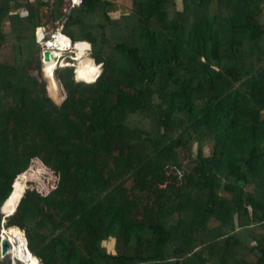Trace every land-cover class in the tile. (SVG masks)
I'll return each instance as SVG.
<instances>
[{"label": "trees", "instance_id": "1", "mask_svg": "<svg viewBox=\"0 0 264 264\" xmlns=\"http://www.w3.org/2000/svg\"><path fill=\"white\" fill-rule=\"evenodd\" d=\"M125 1L112 19L111 0H0V207L20 199L0 229L26 248L3 238L39 264H264V0ZM42 18L90 80L56 69L59 105ZM32 159L56 176L45 194L24 190Z\"/></svg>", "mask_w": 264, "mask_h": 264}, {"label": "rangeland", "instance_id": "2", "mask_svg": "<svg viewBox=\"0 0 264 264\" xmlns=\"http://www.w3.org/2000/svg\"><path fill=\"white\" fill-rule=\"evenodd\" d=\"M111 2L113 3V5L117 6V8H118L117 11L108 13V15L112 19L116 18V17H119V15H121L122 12H124V13L128 12V10H129L128 6L129 5H128L127 1H125V0H111ZM64 8H66V6L62 4L61 11ZM42 12H43V14L46 13V8L45 7L42 9ZM96 20L100 21V22H103V20L99 16L96 17ZM58 23H59V25H61L60 22H58V21H56V22H49L48 21L47 22L45 18H42L40 25H43V26H45V28H48L47 32L50 33L52 31H56V30H54L55 29L54 27L61 28V26L58 27ZM64 52H65L66 56H70L69 58L73 57V50L71 48L69 50L64 51ZM87 54H88L87 56H90L89 55L90 52H87ZM62 56L65 57V55H62ZM12 57H13V52H12L10 46H6L4 49L0 50V61L11 62L12 61ZM38 59H39V54H38ZM60 61H63V62L60 63ZM39 62H40V69H39L40 70V78L42 79V81L44 83V91H45L46 96L48 97V93H47V90H46L47 89V87H46L47 86V80H46V78L44 77V75H43V73L41 71L42 61L40 60ZM55 63H57V61H55ZM89 63H90V61H89ZM97 65L100 67V72H101V70H102L101 65L100 64H97ZM68 66H71L72 68L77 67V66H79V62L78 61L76 62L75 60H68V59L64 58V60H59L58 61L54 71L56 69H58V68H63V67L69 68ZM76 73H77L75 75V79L76 80H81V81H85V82L90 81V80H86L85 78H83L81 72L77 71ZM33 74H35V72H33ZM72 78L74 80V76ZM62 94L63 95L65 94L63 99L59 103H55V104L59 105L66 98L65 97L66 96L65 91L63 92V90H62ZM209 151H210V147L208 145L203 147V153L205 155H207L209 153ZM23 173H24V178H25V188H24V190L29 188V189L36 190L40 194H45L47 191L51 190L54 187L55 182H56V176L53 174V172L50 171L48 168L44 167L37 159H32L30 161L29 167ZM14 231H18V229L17 228H12V229H10V230H8L6 232H2V234H0V236H2V237L3 236H9V234L13 235L12 233ZM19 233H20V238L23 240L22 232H19ZM103 246H105L106 248L111 249L110 242H107V241L103 242ZM106 248H105V250H106ZM106 251L107 252H111L112 250H108L107 249ZM28 255L29 254L26 255V259H24V260L23 259H19V258L14 257V251H13V255L7 254L4 257H1V255H0V259L8 258L10 260V264H17V262H19V261H21L24 264H28V262H29ZM15 259H18L19 261L15 260ZM249 259H251V258H249ZM22 263H20V264H22Z\"/></svg>", "mask_w": 264, "mask_h": 264}, {"label": "bare ground", "instance_id": "3", "mask_svg": "<svg viewBox=\"0 0 264 264\" xmlns=\"http://www.w3.org/2000/svg\"><path fill=\"white\" fill-rule=\"evenodd\" d=\"M38 27H40V26H38ZM43 28H44L43 32L45 33L46 36H49L50 39L49 40H43L41 42V46H42V48L44 50L49 51L52 54L53 57L48 62L42 61L41 71H42L44 77L47 80V86H46L47 89L46 90H47L48 96L55 103H59L63 99L65 94L64 95L62 94V89L60 87V84L57 82V80H56V78L54 76V73H53V71H54V69H55V67H56V65L58 63V62L55 63V61H57V57H61L62 52L66 51V50H69L71 48V46H69V39L66 36L62 35L61 33H58V31H56V32L52 31V32L48 33L47 32L48 28H45V26H43ZM36 34H37V38L40 39V35H42L41 30L38 29L36 31ZM81 58H76L75 56L72 57L73 60H75L76 62L77 61L79 62V65L81 64L80 63L81 62ZM89 61H90V59H89ZM62 62L63 61H60V63H62ZM91 66H92V64H91ZM92 69H93V67H92ZM77 70H78V66L75 67V75L77 74L76 73ZM94 74L95 75H94L93 79L96 76L95 70H94ZM93 79H92V81H93ZM6 231H8V230L3 229L2 232H6ZM18 231L21 232L20 230H18ZM2 232H1V234H2ZM9 246H10V249H9L8 254L9 255H13V247H12L11 244H9ZM28 258H29L28 264H38L36 258L33 257V256H30V253L28 255ZM15 260L19 261L18 259H15ZM19 262L22 263L21 261H19ZM22 264H24V263H22Z\"/></svg>", "mask_w": 264, "mask_h": 264}, {"label": "water", "instance_id": "4", "mask_svg": "<svg viewBox=\"0 0 264 264\" xmlns=\"http://www.w3.org/2000/svg\"><path fill=\"white\" fill-rule=\"evenodd\" d=\"M39 59H40L41 61L48 62V61H50V60L52 59V55H51V53H50L49 51L45 50V51H43V52L39 55ZM57 81H58V80H57ZM58 83L60 84L61 89L64 91L62 84H61L59 81H58ZM65 97H66V96H65ZM11 192H12V186H11V191H10L8 197L10 196ZM8 197H7V198H8ZM7 198H6V199H7ZM5 201H6V200H5ZM5 201H4V202H5ZM18 201H19V200H18ZM18 201H17V203H18ZM4 202H3V204H2L1 207H0V213L3 214L4 216H8V215H10V214L14 211V208L16 207L17 203L15 204V207L13 208L12 211L6 213V212L3 211ZM23 240H24L25 248H26V240H25L24 237H23ZM9 249H10V246H9L8 242L5 240V238H3L2 236H0V255H1V257L6 256V255L8 254V252H9Z\"/></svg>", "mask_w": 264, "mask_h": 264}, {"label": "clouds", "instance_id": "5", "mask_svg": "<svg viewBox=\"0 0 264 264\" xmlns=\"http://www.w3.org/2000/svg\"><path fill=\"white\" fill-rule=\"evenodd\" d=\"M62 4H63V1H62ZM62 12V11H61ZM59 26H61V25H59V23H58V27ZM57 29H59V31H58V33H61V28H57ZM62 34V33H61ZM63 35V34H62ZM65 36V35H64ZM34 39H35V42L37 43V41H36V38H35V34H34ZM50 39V37L49 36H46L45 38H44V40H49ZM69 39V38H68ZM75 43V42H74ZM73 42H71L70 41V39H69V46H71L72 44H74ZM38 45H39V47L41 48V44H39V43H37ZM89 45V44H88ZM90 47V46H89ZM89 50H90V48H89ZM89 50L87 51V52H89ZM45 51V50H44ZM87 52L85 53L86 55H88L87 54ZM42 53V52H41ZM40 53V50H39V55L41 54ZM52 55V54H51ZM62 55H65V57L64 56H62ZM62 55H61V57H57V62L59 61V60H64V58L65 59H68V60H73L72 58H69L70 56H66V54H65V52H62ZM53 57V56H52ZM39 61H40V59H39ZM96 64V63H95ZM70 69H71V71H72V77L74 76V81H76V82H82L81 80H76L75 79V67L74 68H72L71 66H68ZM63 68H66V67H63ZM74 70V71H73ZM53 73H54V71H53ZM74 73V74H73ZM54 76H55V74H54ZM99 76V75H98ZM97 76V77H98ZM96 77V78H97ZM95 78V79H96ZM58 80V79H57ZM59 81V80H58ZM95 81V80H94ZM93 81V82H94ZM85 83V82H84ZM92 83V82H91ZM17 177V176H16ZM16 177L14 178V180L16 179ZM14 180H13V182H14ZM13 182H12V184H13ZM12 186V185H11ZM24 192V191H23ZM20 200V199H19ZM15 209V208H14ZM12 214V213H11ZM10 214V215H11ZM3 215V214H2ZM9 216V215H8ZM3 229L4 228H1L0 229V234H1V232L3 231ZM19 230V229H18ZM22 234H23V232H22ZM23 237H24V235H23ZM38 262V261H37ZM39 264V263H38Z\"/></svg>", "mask_w": 264, "mask_h": 264}, {"label": "built area", "instance_id": "6", "mask_svg": "<svg viewBox=\"0 0 264 264\" xmlns=\"http://www.w3.org/2000/svg\"><path fill=\"white\" fill-rule=\"evenodd\" d=\"M62 1H63V5L66 6V8H64V9L62 10V13H66V12H67L69 9H71V8H77V7H79L80 4H81V0H62ZM38 29H40L41 32H42V35H40V39L37 38V34H36V31H37ZM43 29H44V28H43V25H41L40 27H37V28L35 29V38H36L37 43H39V44H41V42H42V41L44 40V38L46 37L45 33L43 32V31H44ZM57 30L59 31V29H57ZM43 51H44V49H43L42 46H41V48H40V53L43 52Z\"/></svg>", "mask_w": 264, "mask_h": 264}, {"label": "crops", "instance_id": "7", "mask_svg": "<svg viewBox=\"0 0 264 264\" xmlns=\"http://www.w3.org/2000/svg\"><path fill=\"white\" fill-rule=\"evenodd\" d=\"M263 9H264V6L262 7ZM39 26H41V25H39ZM107 242H110V247H111V249H109V248H106L105 246H103V242H102V247H104V248H106V250L108 249V250H112L111 252H109V253H112L113 254V252H114V242L112 241V240H109V241H107ZM112 243V244H111Z\"/></svg>", "mask_w": 264, "mask_h": 264}]
</instances>
